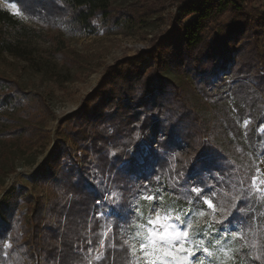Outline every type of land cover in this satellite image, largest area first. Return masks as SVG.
Segmentation results:
<instances>
[{"label": "trees", "instance_id": "trees-1", "mask_svg": "<svg viewBox=\"0 0 264 264\" xmlns=\"http://www.w3.org/2000/svg\"><path fill=\"white\" fill-rule=\"evenodd\" d=\"M12 1L32 21L57 27L59 14L70 15L75 25L90 32L97 30L94 20H107L113 9L112 0ZM252 1L180 0L173 27L152 38V46L147 51L152 61L148 70L142 72L140 61L131 57L107 68L98 86L85 96L73 114L62 121V125L66 124L64 132L73 138L72 141L79 145L83 153L77 154L79 157L76 160H71L65 139L59 138L36 174L41 183H52L58 194L46 210L37 199L32 209L34 226L27 239V226L19 225L24 216L15 215L14 200L8 197L0 204V240L10 236L13 243L8 255L0 249V263L28 264L29 261L23 262V255L35 250L30 254L34 256L40 252L43 264H133L130 246L123 243L126 240L123 231L125 219L116 213L107 215L104 208L96 203L103 200L104 191L98 185L108 178V174H115V178L119 179L116 185L126 194L122 203L129 202L127 200L131 199L135 188L131 189L126 184L128 172L147 177L159 175L164 180L166 177L167 180L174 179L171 184L178 195L175 208L188 212L199 205L187 202L185 188L182 187L184 182L191 194H195L190 187L203 181L200 173H233L230 168L233 166L235 169L232 161L239 159L238 146L247 147L241 127L225 112L227 121L224 123L216 119V131L215 128L209 130L205 120L201 128L199 116L190 106L185 93L164 73V64L169 59L179 67L185 66V72L196 75L202 95L208 93L205 84L211 83L212 78L222 70L229 71L236 80L232 92L238 113L251 118L249 139L255 148L258 147L260 139L255 134V127L264 125V71L257 68L260 56L258 41H253L251 48L245 41L250 42L253 35L258 37L262 33L260 20L264 18V12L251 6ZM225 14H231V19L222 23L216 34H211L212 24ZM208 30H211L210 34H207ZM39 36L40 30L35 26L0 8V55L8 53L32 60L33 51L29 42ZM235 52L236 56H233ZM251 74L259 79L257 85L247 81V76ZM0 83V88H5L7 80L4 76L0 77ZM149 88L152 93L146 95ZM109 93L112 94L109 100L104 101L108 106L101 109V105L96 104L97 100ZM127 94L133 95L136 104L130 107L124 105L114 112L113 100ZM13 99L11 92L0 95V109L14 105ZM147 129H152L160 137L159 145L152 149L151 158L146 162L154 170L152 174L147 172L146 165L138 164L126 152ZM234 131L240 140L237 143L234 136H229ZM199 132L209 134L208 139H202ZM215 132L216 152L209 145L214 142ZM262 136L259 135L260 138ZM218 148L224 154L219 155ZM210 153H214L213 158L206 160ZM126 158L131 163L119 167ZM242 167L243 164L239 165L238 170ZM252 174L242 187L243 199L239 201L238 210L233 211L236 201L232 196L224 198L228 202V216L232 213L227 221L241 222L244 231L237 251V264H264V201L261 193L251 185ZM96 179H99V184ZM225 188L227 192L233 189L230 184ZM27 199L31 202L29 197ZM100 212L104 215L97 216ZM255 240L258 241L257 247L252 248ZM250 249L260 258L251 256Z\"/></svg>", "mask_w": 264, "mask_h": 264}, {"label": "rangeland", "instance_id": "rangeland-1", "mask_svg": "<svg viewBox=\"0 0 264 264\" xmlns=\"http://www.w3.org/2000/svg\"><path fill=\"white\" fill-rule=\"evenodd\" d=\"M179 1L112 0L113 9L109 18L107 20L96 18L94 23L97 24V30L90 32L75 25L70 15L59 14L57 27L47 26L29 19L15 1L0 0V8L9 10L26 24L35 26L41 34L29 42V47L33 51L32 60H24L8 53L0 55V77L4 76L7 80V84H4L5 88H0V95L11 92L14 98V105L0 109L2 113L0 117V204L8 197L14 200L15 215L24 216L19 225L27 226L26 239L34 226L31 218L37 199H40L46 210L58 194L52 183L43 184L36 179L40 166L47 161L56 140L65 139L66 148H69L73 161L79 157L77 154L83 153L79 145L72 141L73 138L64 132L63 128L66 124L62 125V121L81 106L85 96L98 86L110 65L131 57L133 60L140 61L142 72L148 70L152 61L147 51L152 46V38L173 27ZM250 5L259 12H264V0H253ZM231 17V14H225L218 22L213 23L211 34H216L220 25L229 21ZM261 18L262 33L258 37L253 35L250 42L249 40L245 42L249 43L251 48L253 41H258L257 48L260 56L257 68L264 71V18ZM210 31L208 30L207 34H210ZM142 52L146 53L140 58ZM236 53L233 56H236ZM164 73L178 84L182 93H185L190 106L199 116V123L205 120L207 121L205 125L209 124V130L215 128L216 131V119L226 122V112L241 127L242 138L244 137L247 147L238 146L239 159L232 161L235 169L233 166L230 168L233 173L223 175L215 171H201L203 181L190 189H202V192L193 191L195 194H191L186 182L182 184L187 202L199 205L191 211L176 210L178 195L175 190L173 191L174 179L167 180L168 177H166L164 180L159 175L147 177L145 174L140 175L133 171L128 172L126 179V184L131 186V189L135 187L131 199L127 200L128 203H122V197L126 194L116 185L119 179L115 178V174H108V178H105L102 183L96 179V183H100L99 188L104 191L100 208H104L107 215L116 213L125 219L123 231L126 234V240L130 249L133 245L137 249L134 254L132 253L133 264H148V261L152 259L151 256L145 258L139 250L141 241L134 238V232L137 230L135 228L137 224L144 223L149 216L155 217L153 208L159 209L162 215L170 210L171 214H180L182 219L191 221L193 224L183 249L175 250L174 256L167 258L164 264H237V251L240 249L244 232L241 222L227 221L221 225L213 222L211 217L214 215L216 220H220L228 216L226 209L229 208L226 206L228 202L224 198L229 195L236 201L241 197L244 189L242 187L250 178L249 174L253 172L250 181L252 186L253 176L258 177V180H264V128L255 127V134L260 139L257 142L258 147L255 148L249 139L251 118L238 113L232 92L236 80L232 78L229 71L222 70L218 76L212 78L211 83L205 84L208 93L203 95L198 89L196 75L185 72V66L179 67L167 59L164 64ZM247 78V81L253 84L257 85L259 82V79L252 74ZM1 86L2 83H0ZM151 93L152 89H147L146 95ZM110 95L112 94L109 93L103 99H98L96 104L104 109L108 106L104 101H108ZM135 104L132 94L121 95L115 101L113 100V110L117 112L124 105L130 107ZM245 120L249 121L247 126L244 124ZM203 126L202 123L201 128ZM20 129H22L20 132H16ZM156 135L152 129H147L138 142L131 145L126 152L134 157L138 164L146 165L147 160L151 158L152 149L159 145L160 137ZM206 135L200 133L202 139H208L209 134ZM259 135L263 136L260 138ZM229 136H234L236 143L240 141L235 131L230 132ZM209 145L211 150L216 152V132L214 142ZM256 149H258L257 154ZM218 150L219 155L224 154L220 148ZM213 156L214 153H210L206 156V160ZM92 160H95L94 156ZM129 163H131L130 159L126 158L119 167H126ZM242 164L243 167L238 170L239 165ZM145 168L151 174L154 172L148 165ZM149 177L152 179L149 180ZM228 184L233 189L227 192L225 185ZM257 186L264 190V184ZM218 191L223 193L218 194ZM144 196H154L157 199L148 201L142 199ZM26 197H29L31 202H27ZM106 197L108 199L105 203L103 201ZM205 198L212 200L215 210L204 203ZM113 204H116L118 208H112ZM137 209L138 212L135 211ZM202 211L205 213L204 216L199 215ZM229 219L230 216H228ZM235 233H239L241 238H235L233 235ZM255 241L258 243L257 240ZM12 245L10 236L0 240V249H4L6 255ZM205 247L209 249V252L203 251ZM30 253L29 251L24 253L23 262L44 263L40 252L35 253L34 256ZM250 255L256 257L254 250L250 249Z\"/></svg>", "mask_w": 264, "mask_h": 264}, {"label": "snow or ice", "instance_id": "snow-or-ice-1", "mask_svg": "<svg viewBox=\"0 0 264 264\" xmlns=\"http://www.w3.org/2000/svg\"><path fill=\"white\" fill-rule=\"evenodd\" d=\"M249 121L245 120L244 124L247 126ZM264 128V125H261ZM259 172V169L257 170ZM253 188L261 193V198L264 199V190L260 189L257 185L264 184V180H258V177H252ZM197 193L202 192V189H192ZM115 195V194H113ZM107 197L103 202H107ZM142 199H146L148 201H153L157 199L154 196H144ZM240 199L243 197H239L236 199V202L233 204V211L238 210V205ZM97 205L102 203L101 200H97ZM204 203L213 210H215V205L213 204L211 199L205 198ZM112 208H118L116 204L111 205ZM155 211V217L152 218L149 216L144 223L137 224L135 228L137 229L134 232V238H138L140 242L139 250L144 254L145 258L151 256L152 259L148 261V264H164L165 260L169 257H173L175 254V250L183 249L184 243L188 240L190 236V230L193 229V224L191 221L182 219L180 214H171L170 210L165 212L163 215L159 209L153 208ZM138 212V209L135 210ZM232 213H229V216ZM104 215L103 212L97 213V216ZM200 216H204L205 213L202 211L199 213ZM212 221L218 224H225L228 220V216L220 220H216L215 216L211 217ZM106 235V234H105ZM235 238H241L239 233L233 234ZM103 243V242H102ZM123 243L125 245L128 244V240H124ZM252 248L257 247V242L253 241L251 244ZM186 251V249H184ZM130 251L134 254L137 249L135 245L131 246ZM204 252H209V249L205 247L203 249ZM99 258V257H97ZM256 259H259V254H256Z\"/></svg>", "mask_w": 264, "mask_h": 264}]
</instances>
